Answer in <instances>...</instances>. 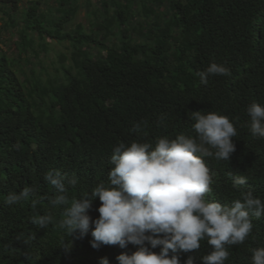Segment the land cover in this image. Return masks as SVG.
I'll return each mask as SVG.
<instances>
[{
  "label": "trees",
  "instance_id": "trees-1",
  "mask_svg": "<svg viewBox=\"0 0 264 264\" xmlns=\"http://www.w3.org/2000/svg\"><path fill=\"white\" fill-rule=\"evenodd\" d=\"M80 8L87 29L72 26ZM9 30L27 64L37 57L34 45L45 51L50 38L67 41L70 66L42 77L32 64L25 74L0 41V264H100L104 257L118 264L119 254L138 250L93 249L92 227L79 239L54 224H32L37 214L62 218L43 177L50 170L75 175L70 203L108 180L114 145L194 136V111L227 116L238 133L230 161L205 158L213 175L207 198L230 205L251 190L264 201V138L251 135L246 111L253 102L264 105V0H0V35ZM212 62L231 75L210 76L203 85L197 73ZM141 120L147 135L131 131ZM239 175L248 179L237 190L232 182ZM31 185L38 186L35 197L5 203L10 192ZM99 206L97 198L88 212L93 220ZM252 223L249 237L228 248L225 264H251V250L264 247V215ZM200 243L197 252L180 253L181 264L189 256L201 264L212 249Z\"/></svg>",
  "mask_w": 264,
  "mask_h": 264
},
{
  "label": "clouds",
  "instance_id": "clouds-1",
  "mask_svg": "<svg viewBox=\"0 0 264 264\" xmlns=\"http://www.w3.org/2000/svg\"><path fill=\"white\" fill-rule=\"evenodd\" d=\"M197 75L201 84L207 85L210 76H230L231 70L212 62ZM246 111L251 135L264 138V105L253 102ZM164 119L163 115L158 118V127ZM190 119L194 136L182 132L175 138L161 136L154 142L134 140L130 145L123 141L114 145L108 180L70 203L68 189L77 186L78 178L59 170L46 172L43 179L55 190L49 204L63 208L62 218L37 214L30 218L31 223L41 229L54 224L79 239L92 227L93 249L139 246L131 255L119 254L118 264H181L180 253L197 252L205 240L212 250L199 258L201 264H225L228 248L242 244L252 233V217L264 215V201L251 190L242 191L230 205L207 198L212 193L213 175L205 158L230 161L238 133L227 116L216 112L194 111ZM147 126L148 122L141 120L131 131L147 135ZM247 179L244 175L234 177L232 187L240 190ZM37 192V185L25 186L18 193L10 192L5 203L26 201ZM97 198L99 217L93 220L88 212ZM37 203L32 200L33 209ZM148 245L161 250L156 253ZM251 251V264H264V247ZM196 260L189 256L184 264H196ZM100 264H109V260L101 258Z\"/></svg>",
  "mask_w": 264,
  "mask_h": 264
},
{
  "label": "rangeland",
  "instance_id": "rangeland-1",
  "mask_svg": "<svg viewBox=\"0 0 264 264\" xmlns=\"http://www.w3.org/2000/svg\"><path fill=\"white\" fill-rule=\"evenodd\" d=\"M47 2H50V0H47ZM78 22L81 23L85 29H87L88 25L82 8L78 10L72 20V26ZM16 40L17 37L11 30L0 35L1 47L8 58L14 62L13 67L18 68L19 66H22L25 74H28V69L32 64L36 71H41L42 77L47 74L53 75L56 72H61V66H70L69 44L67 41L59 43L56 40L46 38L45 41L47 45L45 51H40L39 46L35 44L34 50L37 52V57L31 55L30 63L27 64L25 61L26 55H24L23 52H19L14 46ZM56 69H58V71H56Z\"/></svg>",
  "mask_w": 264,
  "mask_h": 264
}]
</instances>
